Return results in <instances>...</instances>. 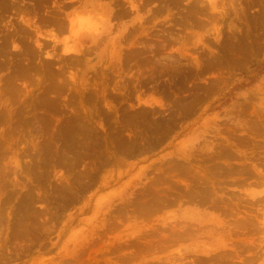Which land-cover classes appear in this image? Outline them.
Instances as JSON below:
<instances>
[{
  "label": "rangeland",
  "instance_id": "obj_1",
  "mask_svg": "<svg viewBox=\"0 0 264 264\" xmlns=\"http://www.w3.org/2000/svg\"><path fill=\"white\" fill-rule=\"evenodd\" d=\"M0 264H264V0H0Z\"/></svg>",
  "mask_w": 264,
  "mask_h": 264
}]
</instances>
